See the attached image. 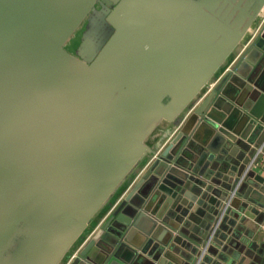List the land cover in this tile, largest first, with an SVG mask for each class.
Wrapping results in <instances>:
<instances>
[{"label": "water", "instance_id": "95a60500", "mask_svg": "<svg viewBox=\"0 0 264 264\" xmlns=\"http://www.w3.org/2000/svg\"><path fill=\"white\" fill-rule=\"evenodd\" d=\"M97 2L113 31L77 57L64 45ZM263 11L264 0H0V264H61L148 154L65 264H194L211 233L194 237L196 216L220 217L215 236L229 215L264 224L250 165L264 141V21L248 38Z\"/></svg>", "mask_w": 264, "mask_h": 264}, {"label": "crops", "instance_id": "0c3cea01", "mask_svg": "<svg viewBox=\"0 0 264 264\" xmlns=\"http://www.w3.org/2000/svg\"><path fill=\"white\" fill-rule=\"evenodd\" d=\"M264 19V11L262 12L260 18L256 21L255 25L252 27L249 37H252L258 26H260L262 20ZM247 38V39H248ZM246 40L243 41L244 44ZM218 76L221 74L217 73ZM188 110L174 119L172 122L163 121L159 126L153 131V133L147 138L146 144L151 149L157 151L159 150L176 132L177 128L180 126L184 120ZM152 155V154H151ZM148 154L140 163L137 171L130 176V178L124 183L120 191L113 197L112 202L107 206V208L94 217L92 223L89 225V228L85 231L83 239L80 240L77 247L84 242L91 233L96 230L100 223L105 219L110 213L113 206L120 200V198L129 190V188L134 185V183L139 178L140 173L146 167L149 157ZM151 158V157H150ZM263 178H264V167L258 165L252 166ZM191 184L189 185V187ZM216 189H219L222 192H227L222 189L220 186H215ZM249 191V190H247ZM238 198H241V195L237 194ZM196 205L192 206L190 211L195 210ZM259 215L257 213H250V216H244L242 221H236L232 224L230 221L234 219L233 215H229L228 219L223 223V226L213 236L215 240L210 238L213 229L212 221H208L206 215L196 216L194 221L187 222V225L193 229L196 236L195 238L204 239L208 231H211L208 239V247L204 253L205 257L203 264H259L264 261L262 253L264 251V224L259 225L256 223V219ZM236 219V218H235ZM207 239V240H208ZM76 247V248H77ZM75 248V249H76ZM201 246L198 248L200 250ZM75 249L71 250L70 255L62 261L61 264H65L68 258L74 254Z\"/></svg>", "mask_w": 264, "mask_h": 264}, {"label": "rangeland", "instance_id": "374dc122", "mask_svg": "<svg viewBox=\"0 0 264 264\" xmlns=\"http://www.w3.org/2000/svg\"><path fill=\"white\" fill-rule=\"evenodd\" d=\"M107 6L102 5L97 2L93 8V10L89 13V15L85 18V20L80 24V26L75 30L72 36L64 45V48L70 52L71 54L80 57L79 47L82 44H88L91 47L93 52H98L102 45L106 42L110 34L112 33V27L106 22V8ZM240 47L237 48V51L231 55L226 62L233 58V56L240 50ZM218 73V72H217ZM188 109V107H187ZM186 109V110H187ZM143 159H141L134 169L126 176L123 182L117 187V189L112 193V195L104 202V204L99 208L96 212L95 216L99 213H102L107 206L112 202L113 197L120 191L124 183L130 178V176L135 173ZM93 217V219H94ZM91 220V223L93 221ZM90 223V224H91ZM89 228V226H88ZM87 228V229H88ZM85 233V232H84ZM80 239L72 246L71 250L75 249L79 244ZM67 253L65 259L70 255Z\"/></svg>", "mask_w": 264, "mask_h": 264}, {"label": "built area", "instance_id": "2783aa9c", "mask_svg": "<svg viewBox=\"0 0 264 264\" xmlns=\"http://www.w3.org/2000/svg\"><path fill=\"white\" fill-rule=\"evenodd\" d=\"M264 21V19L262 20V22ZM262 22H261V24H262ZM260 24V25H261ZM247 42L248 41H246L244 44H242V46L239 48L240 50L233 56V58L229 61V63H226L225 64V66H224V70H226L227 68H229L231 65H232V63H233V61L237 58V56L240 54V52L242 51V49H244L245 48V46L247 45ZM220 76V75H219ZM219 76L217 75L215 78H213L212 80H210L209 82H208V84L204 87V89L202 90V92H201V94H200V96L199 97H197V99L188 107V113L197 105V103L201 100V98L205 95V94H207L210 90H211V88L213 87V85L217 82V80H218V78H219ZM186 110V111H187ZM185 111V112H186ZM184 112V113H185ZM187 113V114H188ZM186 114V115H187ZM258 165V166H260V167H264V141H263V143L260 145V146H258L257 148H256V151H255V153H254V155H253V157H252V161H251V163H250V165L251 166H253V165ZM234 195V190H233V192H231V194L229 195V199H228V201L225 203V207H224V210H225V208H226V206L228 205V203H229V201H230V199L232 198V196ZM223 210V211H224ZM219 221H220V217H218V219L216 220V222H214V224H213V229H212V233H211V235H210V238L214 235V233H215V231L217 230V228H218V225H219ZM210 238L206 241V243H205V245H204V247H202V249H201V252L199 253V255H198V257L196 258V261H195V263L194 264H199L200 262H201V260H202V257L204 256V253L206 252V250H207V247H208V241L210 240ZM81 246V244L78 246V248ZM75 254V253H74ZM264 264V263H263Z\"/></svg>", "mask_w": 264, "mask_h": 264}, {"label": "trees", "instance_id": "16d2710c", "mask_svg": "<svg viewBox=\"0 0 264 264\" xmlns=\"http://www.w3.org/2000/svg\"><path fill=\"white\" fill-rule=\"evenodd\" d=\"M111 5L108 6V8H110Z\"/></svg>", "mask_w": 264, "mask_h": 264}, {"label": "flooded vegetation", "instance_id": "af4514ba", "mask_svg": "<svg viewBox=\"0 0 264 264\" xmlns=\"http://www.w3.org/2000/svg\"><path fill=\"white\" fill-rule=\"evenodd\" d=\"M111 6H112V5H111ZM111 6H110V7H111Z\"/></svg>", "mask_w": 264, "mask_h": 264}]
</instances>
